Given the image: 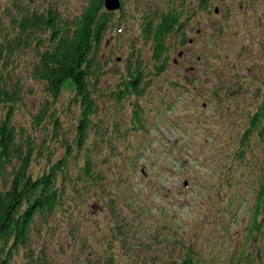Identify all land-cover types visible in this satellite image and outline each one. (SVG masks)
<instances>
[{"label": "trees", "instance_id": "1", "mask_svg": "<svg viewBox=\"0 0 264 264\" xmlns=\"http://www.w3.org/2000/svg\"><path fill=\"white\" fill-rule=\"evenodd\" d=\"M105 2L89 0L74 19L60 15L57 8L37 12L20 0L9 4L17 14L9 19L10 34L5 33L0 41V62H4L7 73L4 76L0 67V107L7 106L9 118L14 105L27 106L28 97L23 102L19 89L8 86L11 78L8 75L13 73L8 67L14 65L20 53L23 56L29 54L34 60L32 64L28 60L29 74L42 90L38 92L32 86L28 87L26 96L31 94L29 99L34 103L28 111L31 118L28 127L17 128L8 119L0 120V264H12L14 256L22 250L31 255L30 264H50L45 250L53 244L48 235L55 230L53 224L55 219H59L60 212L83 211L84 202L94 193L108 190L104 187L108 174L117 173L128 179L133 176L130 172L137 170L140 147L125 143L123 148L115 150L116 144L126 141L130 132L141 130L144 137L148 135L144 123L154 124L155 119L151 117L150 120L146 115L152 111V103L156 108L160 106L155 112L158 115L164 106L168 112L172 111H169L170 99L164 97L156 103L152 98L148 99L152 82L146 80V65L138 58L141 47H149L155 63L178 46L189 50L193 40L189 39L186 31L190 24L201 25L190 17L200 14L201 17L213 15L216 18L213 23L216 35L207 44L217 54L221 51V38L228 27L226 18L221 17L224 7L220 4H224L227 13L230 11L225 0H160L162 7L168 8L166 11L158 6L143 8L138 20L141 37L132 42L126 73H108V64L102 61L100 51L102 42L108 29L122 31L130 17L121 10L122 17L115 21V12L107 11ZM6 13L11 17L14 12L10 14V9H7ZM162 62L155 64L154 76L164 73L167 58ZM106 74L108 80L111 75L116 79H110L109 86L102 88L100 83ZM177 83L165 80L160 87L166 90ZM242 86L240 81L239 92L235 93L241 94ZM176 87L189 89L182 85ZM255 87L248 103L253 109L250 114L245 112L238 116L236 123L233 121L229 136L234 144H227L224 148L220 166L230 188L248 175L258 177V195L249 237L243 249L233 255L231 264H255L259 259V264L264 263L258 237L263 236L264 239V82L262 85L255 83ZM221 89L226 90L224 94L230 92L229 86ZM214 95L220 99L219 91ZM106 98L112 106L106 103V110L102 112L101 101ZM61 106L65 108L61 110ZM62 111L72 119L67 126L60 117ZM228 121L232 123V120ZM112 157L117 161L111 163ZM37 163L40 167L36 166L38 172L35 173L33 167ZM238 175L242 178L235 181ZM108 208L109 239L114 242L119 237L126 254L130 250L127 243L137 239L138 233L146 229L143 224L136 223L137 219H131L118 210L113 198ZM224 208L227 216L235 219L233 214L237 206L234 202L229 200ZM134 212L132 214L141 218L139 211ZM162 228L163 222L155 227L156 244L164 241L160 240ZM248 246L254 248L248 252ZM101 247L108 249L109 245L102 243ZM184 249L181 254L179 251L177 264H202L207 260L197 255L198 250L193 244L184 246ZM140 255L136 254L131 259L133 264H144L139 262ZM154 259L161 264L162 259L157 255ZM216 262L217 259L210 261L211 264ZM102 263L116 264L115 257L111 253Z\"/></svg>", "mask_w": 264, "mask_h": 264}, {"label": "rangeland", "instance_id": "2", "mask_svg": "<svg viewBox=\"0 0 264 264\" xmlns=\"http://www.w3.org/2000/svg\"><path fill=\"white\" fill-rule=\"evenodd\" d=\"M12 1L0 0V41L5 33L10 34L9 19L17 14L15 10L12 11L13 5H9ZM88 1L20 0L37 12L57 8L60 15L71 19L82 12ZM225 1L230 11L227 13L224 4H220V7H224L221 17L226 18L228 28L221 38L219 55L207 44L216 35L213 28L216 18L213 15L190 17L194 22L197 20L201 23L190 24L186 31L189 39L193 40L192 45L189 50L178 46L168 56L164 55L160 62L167 58L166 68L160 76H154L153 71L155 64L161 63H155L148 46L141 47L138 58L146 65V80L152 82L148 99L152 98V102L156 103L164 97L168 98L171 103L169 111H172L168 112L164 106L158 115L155 112L160 103H157V108L152 103V111L146 115L150 120L151 117L155 119L154 124L150 126L144 123L148 135L144 137L141 130L130 132L126 141L116 144L115 150H120L121 146L123 148L125 143L140 147L141 158L137 170L130 172L133 175L131 178L125 179L117 173L108 174L104 183L108 190L94 193L84 202L83 211L73 210L74 214L70 211L60 212L59 219H55L53 224L55 230L48 235L53 244L45 250L50 264H100L111 253L116 264H133L131 259L136 254H141L139 262L143 261L144 264H157L158 260L154 259L156 255L162 259L161 264H177L179 251L183 253L184 246L188 244L194 245L200 258L207 259L202 264H211L213 259H217L216 264H231V259L243 249L253 220L258 177L254 174L247 178L238 175L233 179L238 181L242 178V181L230 188L226 185L220 166L224 148L227 144H234L229 136L232 124L245 112L250 114L253 108L248 103L255 93V83L262 85L264 82V0ZM121 2L122 8L115 12L114 20L122 17L121 10L130 18L125 21L122 31L108 29L100 49L102 61L108 64V73L117 75L126 73L132 42L141 37L138 20L143 8L158 6L165 11L168 9L162 7L160 0ZM7 9H10V14L14 12L11 17L7 16ZM221 22L224 23V20ZM28 60L30 64L34 62L29 54L23 56L20 53L14 65L8 67L13 72L8 75L11 76L8 86L19 89L23 102L28 97L27 106L14 105L9 118L7 106L0 107V120L8 119L17 128L28 127L31 123L28 111L34 103L29 99L31 94L26 96L28 87L32 86L38 92L42 90L29 74ZM3 63L0 62L2 74L7 76ZM104 79L100 86L107 88L110 79L115 80L116 77L111 75L108 80L106 74ZM165 80L171 84L174 81L178 83L165 90V87H160ZM240 81L243 86L241 94H238L235 92H239ZM178 85L187 86L189 89H184L191 94H180L183 89L176 87ZM225 86L230 88L228 94L221 89ZM218 91L220 99L214 95ZM106 103L112 106L108 98L102 99V112L106 110ZM63 108L61 106V110ZM128 110L131 113V109ZM60 117L65 126L72 120L67 112L60 113ZM228 120H232V123ZM115 161L112 157L111 163ZM36 166L40 167L39 163L33 167L35 173L38 172ZM111 198L118 210L131 219H137L136 223L143 224L146 229L138 233L137 239L127 243L130 250L126 254L119 237L118 241L114 240L115 243L109 239L108 204ZM229 200L237 206L233 214L235 219L232 216L230 219L224 208ZM136 210L141 213V218L132 214ZM162 222L160 240L168 243L163 241L156 244L155 227ZM258 237L264 259V239L263 236ZM39 239L38 236V243ZM102 243L109 245V248L103 249ZM253 248L248 246V252ZM30 257L22 250L14 256L12 264H30ZM259 263L260 259L255 262Z\"/></svg>", "mask_w": 264, "mask_h": 264}, {"label": "water", "instance_id": "3", "mask_svg": "<svg viewBox=\"0 0 264 264\" xmlns=\"http://www.w3.org/2000/svg\"><path fill=\"white\" fill-rule=\"evenodd\" d=\"M105 7L108 11L114 12L121 8L119 0H106Z\"/></svg>", "mask_w": 264, "mask_h": 264}, {"label": "bare ground", "instance_id": "4", "mask_svg": "<svg viewBox=\"0 0 264 264\" xmlns=\"http://www.w3.org/2000/svg\"><path fill=\"white\" fill-rule=\"evenodd\" d=\"M119 1H120V3H121V8H122V2H121V0H119ZM105 8H106V7H105ZM121 8H120V9H121ZM120 9H119V10H120ZM106 10H107V9H106ZM107 11H108V10H107ZM117 11H118V10H117ZM117 11H114V12H117ZM110 12H111V11H110ZM123 14H124V13H123ZM126 15H127V14H126ZM185 92H187V91H186L185 89H183V90H181L180 94H181V93L186 94Z\"/></svg>", "mask_w": 264, "mask_h": 264}]
</instances>
